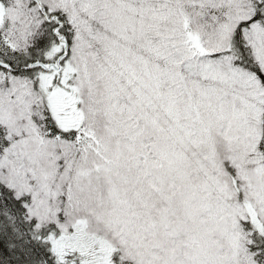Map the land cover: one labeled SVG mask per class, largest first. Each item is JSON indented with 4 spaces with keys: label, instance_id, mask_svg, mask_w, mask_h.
Segmentation results:
<instances>
[{
    "label": "snow or ice",
    "instance_id": "snow-or-ice-1",
    "mask_svg": "<svg viewBox=\"0 0 264 264\" xmlns=\"http://www.w3.org/2000/svg\"><path fill=\"white\" fill-rule=\"evenodd\" d=\"M0 264H264V0H0Z\"/></svg>",
    "mask_w": 264,
    "mask_h": 264
}]
</instances>
